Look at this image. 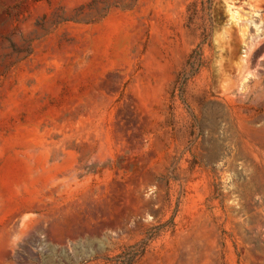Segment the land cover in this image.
<instances>
[{
	"label": "rangeland",
	"instance_id": "rangeland-1",
	"mask_svg": "<svg viewBox=\"0 0 264 264\" xmlns=\"http://www.w3.org/2000/svg\"><path fill=\"white\" fill-rule=\"evenodd\" d=\"M0 264H264V0H0Z\"/></svg>",
	"mask_w": 264,
	"mask_h": 264
}]
</instances>
